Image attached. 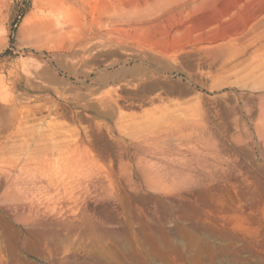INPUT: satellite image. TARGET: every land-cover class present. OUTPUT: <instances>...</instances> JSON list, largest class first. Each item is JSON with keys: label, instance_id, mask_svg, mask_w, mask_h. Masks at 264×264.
I'll list each match as a JSON object with an SVG mask.
<instances>
[{"label": "rangeland", "instance_id": "rangeland-1", "mask_svg": "<svg viewBox=\"0 0 264 264\" xmlns=\"http://www.w3.org/2000/svg\"><path fill=\"white\" fill-rule=\"evenodd\" d=\"M0 264H264V0H0Z\"/></svg>", "mask_w": 264, "mask_h": 264}]
</instances>
